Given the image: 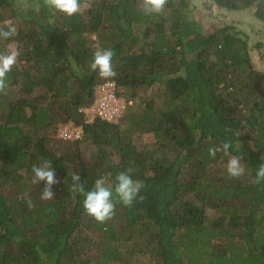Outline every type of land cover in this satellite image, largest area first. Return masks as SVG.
<instances>
[{
	"label": "trees",
	"instance_id": "obj_1",
	"mask_svg": "<svg viewBox=\"0 0 264 264\" xmlns=\"http://www.w3.org/2000/svg\"><path fill=\"white\" fill-rule=\"evenodd\" d=\"M211 1L253 8L264 23V0ZM33 4L22 12L0 0V23L17 29L0 51L20 53L0 93V264H264V182L255 183L264 72L250 56L264 43L232 24L205 32L191 0H168L158 15L140 0H81L71 17ZM96 45L113 51L114 78L90 70ZM106 82L124 108L88 120L83 110ZM60 122L80 136H58ZM222 139L229 153L211 157ZM233 155L242 156L239 179L226 172ZM44 160L58 181L53 200L40 199L45 182L31 183ZM129 168L143 200L116 203L98 223L72 190L73 173L90 190Z\"/></svg>",
	"mask_w": 264,
	"mask_h": 264
},
{
	"label": "clouds",
	"instance_id": "obj_2",
	"mask_svg": "<svg viewBox=\"0 0 264 264\" xmlns=\"http://www.w3.org/2000/svg\"><path fill=\"white\" fill-rule=\"evenodd\" d=\"M40 3L53 14L63 13L71 17L82 11L81 0H40ZM167 3L168 0H140V7L145 15H158L164 12ZM14 5L22 12H27L34 7L33 0H14ZM16 34L17 29L10 21L0 23V41H10ZM19 54V51L11 44L8 45L6 50L0 51V93L4 92L7 87V75L16 65ZM113 56L114 53L111 49L96 45L92 54L90 70L98 72L101 78H114L117 73L113 67ZM231 148V143L226 139H222L209 149V155L213 158L218 152L227 155ZM259 159L261 163L255 170V183L257 184L264 182V155H261ZM241 161L242 156L237 155L231 156L227 161L226 172L230 178L239 179L244 175L245 168L242 166ZM31 171L33 173L32 184L40 185L42 181L45 182L40 199L53 200L54 192L52 188L58 181L55 177L52 162L44 160L39 165L33 164ZM132 171L129 168L118 172L110 184L106 183L104 178L96 179L90 190H85L84 185L80 182L81 177L73 173L72 190L78 191L84 196L82 204L84 212L98 223H105L113 218L116 203L131 207L138 197L143 200L144 197L140 193L144 185L141 181L133 179ZM27 203L29 207L33 206L30 198H28Z\"/></svg>",
	"mask_w": 264,
	"mask_h": 264
},
{
	"label": "rangeland",
	"instance_id": "obj_3",
	"mask_svg": "<svg viewBox=\"0 0 264 264\" xmlns=\"http://www.w3.org/2000/svg\"><path fill=\"white\" fill-rule=\"evenodd\" d=\"M190 12L191 16L198 21L205 32H209L213 27H219L224 24H232L238 30L243 31L248 35L251 41L250 43L258 41L264 43V23L254 16L253 8L226 10L212 3L211 0H191ZM12 47L15 48L16 45L12 44ZM250 56L253 67L264 72V47L260 50L255 48L251 49ZM119 99L123 105H125L124 98L119 97ZM85 116L88 120H92L94 118L90 113H85ZM63 124L70 125L72 123L60 122L57 127L60 129ZM79 130L81 132L80 127ZM142 141L149 142L150 137L144 136L142 137ZM86 155L87 152L85 153V156ZM53 190L54 185L52 191Z\"/></svg>",
	"mask_w": 264,
	"mask_h": 264
},
{
	"label": "built area",
	"instance_id": "obj_4",
	"mask_svg": "<svg viewBox=\"0 0 264 264\" xmlns=\"http://www.w3.org/2000/svg\"><path fill=\"white\" fill-rule=\"evenodd\" d=\"M114 83L106 82L98 89V96L93 105L84 109L85 113L92 114L93 117L100 116L108 120L114 119L118 116L119 112L124 108L123 103L113 92ZM59 136L64 139L78 138L81 134L79 127L70 125H61L58 130Z\"/></svg>",
	"mask_w": 264,
	"mask_h": 264
}]
</instances>
